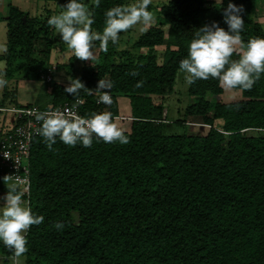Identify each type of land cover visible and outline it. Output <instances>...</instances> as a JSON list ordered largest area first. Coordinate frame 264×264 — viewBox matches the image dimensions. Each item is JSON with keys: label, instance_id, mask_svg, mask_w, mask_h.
<instances>
[{"label": "trees", "instance_id": "trees-1", "mask_svg": "<svg viewBox=\"0 0 264 264\" xmlns=\"http://www.w3.org/2000/svg\"><path fill=\"white\" fill-rule=\"evenodd\" d=\"M232 2L243 8L244 46L253 37H264L255 15L258 0ZM127 3L100 0L96 6L93 1L88 7L95 18L93 30L102 31L108 8ZM227 3L168 0L157 23L134 42L138 52L120 48L123 32L106 51L95 41V59L84 61L77 77L86 88L75 96L64 92L66 83L44 81L38 98H46L42 106L83 98L80 109L90 115L100 108L98 80H110L112 114L119 115V97H127L133 120L125 129L129 141L123 144L94 140L90 147L69 146L57 137L54 150H49L44 138L35 135L29 194L10 180L0 163V191L7 193L16 185L23 202L44 217L26 233L23 264H264V73L251 89L235 88L242 93L235 102L207 98L222 93L217 78L189 85L195 101L185 114L200 116L209 125L204 135L165 133V105L154 100L175 92L180 61L197 28L216 21L227 29ZM49 18L9 5L7 47L0 54L7 81L17 74L41 79L35 68L43 61L37 53L47 59L53 48L55 28ZM161 45L165 50L160 58L156 47ZM68 48L66 43L61 46ZM238 58L234 52L231 59ZM73 64L71 57L66 66L71 69ZM140 80L143 84L137 87ZM250 130L259 133L250 135ZM57 221L64 224L60 230L54 227ZM0 257V264H12L14 258L2 242Z\"/></svg>", "mask_w": 264, "mask_h": 264}, {"label": "clouds", "instance_id": "clouds-1", "mask_svg": "<svg viewBox=\"0 0 264 264\" xmlns=\"http://www.w3.org/2000/svg\"><path fill=\"white\" fill-rule=\"evenodd\" d=\"M94 3L99 6L100 0H94ZM150 3L152 0H132L131 3L108 8L104 13V27L98 32L92 28L94 14L86 7L84 0H66L64 10L51 16L48 24L54 26L75 57L92 61L95 59V41H100V47L106 51L109 42L116 45L120 33L134 25L140 24L139 31L143 32V25L153 19V13L148 7ZM242 11L241 5L228 0L227 7L223 9L227 29L216 21L196 29L188 45L187 56L179 64L186 85H192L198 79L214 77L220 81L221 86L228 89H251L264 73V37H253L244 46L240 35L245 23ZM234 52L238 53V59H231ZM69 81L64 87V92L68 94L75 96L86 88L79 78L71 77ZM6 84L4 73L0 72V87ZM142 84L140 80L136 86ZM111 87L112 81L103 78L98 80L95 88L100 93L97 103H112L109 95ZM74 108L37 113L36 119L41 121L38 131L49 150H54L57 137L66 145L81 144L83 147H90L94 140L106 143L118 141L122 144L129 141L130 133L126 134V130L117 123L110 111L82 116ZM0 200L3 201L0 203V242L14 252V258H18L27 251L26 233L30 226L41 224L44 217L35 214L23 202V193L17 190L16 185L11 186ZM54 227L60 230L64 224L57 221Z\"/></svg>", "mask_w": 264, "mask_h": 264}, {"label": "rangeland", "instance_id": "rangeland-1", "mask_svg": "<svg viewBox=\"0 0 264 264\" xmlns=\"http://www.w3.org/2000/svg\"><path fill=\"white\" fill-rule=\"evenodd\" d=\"M94 0H84V3L86 7H89V5ZM168 0H152V3L149 4V10L153 13V19L147 23L146 25H143L144 31L146 29L157 23V15L159 14L161 8ZM217 2L221 0H215ZM132 0H128V3H131ZM38 4V8L36 9L37 15L44 14L45 16H48L50 14V17L56 14H59L64 10L65 2L63 0H40L39 2L34 1V5ZM47 10H50L51 12H47ZM31 13V12H30ZM32 14V13H31ZM33 15V14H32ZM256 18L259 22L262 23L264 26V0H258L257 9L255 11ZM141 25L137 24L133 27L129 28L127 31H124L121 35V49H130L134 52H138L139 49L135 48L133 46L134 42L139 39L141 34L144 32L139 31ZM0 39L2 40V34L0 35ZM65 43L61 38L59 33L56 29H54V35H53V48L51 50L50 56L47 59L43 58V54L39 51L37 53V58L40 61H43V64L39 67L35 68L37 70L36 72L41 73L42 77L41 79H36L35 74H32V77L26 78L27 80H33V81H26V84L29 88L33 87V92L37 93L36 98L37 101H35L36 104L41 105L42 103H46V98L44 96H41V99L38 100L40 95L42 94V91L45 90L43 88L44 81H57L61 83L68 84L69 78L71 77H79L81 74V68L84 61L87 60H81L80 58H77L74 56L73 51L68 48L66 50H62L61 46ZM2 42L0 43V53H3V47ZM42 47V46H41ZM38 48V47H37ZM38 50V49H37ZM142 51H145L146 49H141ZM165 45L157 46L156 52L160 55V58L162 54L164 53ZM240 51H243V48L240 49ZM94 55L97 54V49H93ZM71 57H74V64L71 69H69L66 65L69 64V61L71 60ZM4 61L0 58V68L3 66ZM59 65H63L62 67H58ZM49 66V67H48ZM16 76V75H15ZM13 87V84H11ZM11 87V88H12ZM188 87L189 85H186L184 74L181 72V70H178L177 77H176V89L175 92L169 95H166L165 97H161L160 95L154 96V100L156 104H161L164 102V113H163V122L167 125L163 129V131L167 134H183V133H189V134H197V135H204L209 130V125L205 124L204 121L200 116H186L185 114V108L195 101V97L190 95L188 93ZM223 91L220 94H208L207 98L210 99L213 103L214 102H235L242 99V93L240 90H237L235 88L228 89L224 86H222ZM2 90V87H0ZM51 90L50 87L47 88V91ZM28 91H30L28 89ZM18 95V99H19ZM29 97L25 96L24 99L27 100ZM119 120L118 124L123 127L124 129H130L131 121L133 120V117L131 115V105L130 101L127 97L125 98H119ZM21 103L28 104L26 101H22ZM22 105V104H21ZM44 107V106H43ZM2 121V117H0V123ZM177 121L182 122L181 126L175 125ZM159 123V122H158ZM221 120H216L215 125L220 126ZM180 125V124H179ZM259 131H248V134L250 135H256ZM6 193L3 191H0V197H3ZM3 201L0 200V203ZM0 257V262L1 261ZM24 260L23 258H13L12 264H23Z\"/></svg>", "mask_w": 264, "mask_h": 264}, {"label": "built area", "instance_id": "built-area-1", "mask_svg": "<svg viewBox=\"0 0 264 264\" xmlns=\"http://www.w3.org/2000/svg\"><path fill=\"white\" fill-rule=\"evenodd\" d=\"M100 93L96 92V99ZM110 95V93H109ZM111 96V95H110ZM85 102L83 98H77L74 102H64L58 105L43 107L38 104L22 105H2L0 104V113H11L13 115V125L8 127L0 136V163L4 167L12 182L20 184L22 190L27 194L30 192V167L29 158L31 152L32 139L39 134L41 121L36 119L39 112L48 110L65 109L74 110L82 116H86L80 109ZM99 112L110 111V104L97 103ZM103 104V106H101ZM112 113V112H111ZM118 122L119 115H113ZM28 206V204H26Z\"/></svg>", "mask_w": 264, "mask_h": 264}, {"label": "crops", "instance_id": "crops-1", "mask_svg": "<svg viewBox=\"0 0 264 264\" xmlns=\"http://www.w3.org/2000/svg\"><path fill=\"white\" fill-rule=\"evenodd\" d=\"M34 1L39 2L40 0H0V35L2 34V40L0 39V43L2 42L1 45L3 47V53L6 51V47H7L6 18L8 16L9 5L12 3L18 6L20 9L29 11L32 14H34V12H36V9L38 8V4L34 5ZM3 53L1 52L0 54ZM5 67L6 65L4 62L3 66L0 68V72L4 73ZM26 81H33V80H27L26 77L23 76V74L21 75L17 74L16 76L8 80L7 84L2 87V90L0 89V104H2L1 101H3L5 94L7 95L6 104H5L7 106H12L16 104H25V103H21L22 101H26L27 103L28 102L32 103L37 101L36 98L37 93L33 92L34 90L33 87L29 88L27 85H25ZM11 84H13V87L11 86ZM28 89L30 91H28ZM6 90L8 92H6ZM18 95L20 96L19 99H18ZM25 96L29 98L25 100L24 99ZM0 117H2V121L0 123V136H1L8 127L13 125V115L11 113L3 112L0 113Z\"/></svg>", "mask_w": 264, "mask_h": 264}]
</instances>
